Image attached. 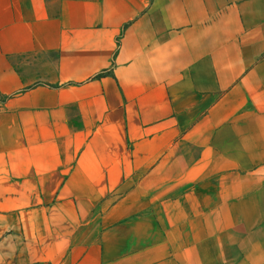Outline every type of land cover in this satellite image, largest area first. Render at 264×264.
<instances>
[{"label":"crops","instance_id":"1","mask_svg":"<svg viewBox=\"0 0 264 264\" xmlns=\"http://www.w3.org/2000/svg\"><path fill=\"white\" fill-rule=\"evenodd\" d=\"M0 264H264V0H0Z\"/></svg>","mask_w":264,"mask_h":264},{"label":"trees","instance_id":"2","mask_svg":"<svg viewBox=\"0 0 264 264\" xmlns=\"http://www.w3.org/2000/svg\"><path fill=\"white\" fill-rule=\"evenodd\" d=\"M104 75V74H103Z\"/></svg>","mask_w":264,"mask_h":264}]
</instances>
